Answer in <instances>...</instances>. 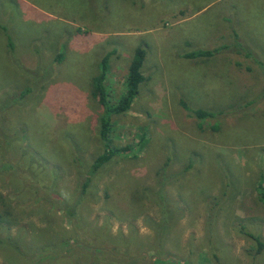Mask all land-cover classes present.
<instances>
[{
  "label": "rangeland",
  "instance_id": "obj_1",
  "mask_svg": "<svg viewBox=\"0 0 264 264\" xmlns=\"http://www.w3.org/2000/svg\"><path fill=\"white\" fill-rule=\"evenodd\" d=\"M235 42L257 61L234 52L184 57ZM138 47L145 80L110 135L135 153L97 176L82 219L107 251L111 241L131 244L153 263L264 264V0H0V208L15 221H0V231L34 250L63 249V257L46 250L58 256L52 264H90L86 249L68 245L75 235L58 207L35 201L31 189L54 185L73 198L101 152L103 112L92 92L99 63L110 54L114 103ZM182 102L222 114L189 117ZM33 157L40 175L25 186ZM160 171L176 211L163 236L160 207L145 194ZM31 260L0 248V264H38ZM91 263L119 264L109 255Z\"/></svg>",
  "mask_w": 264,
  "mask_h": 264
},
{
  "label": "trees",
  "instance_id": "obj_2",
  "mask_svg": "<svg viewBox=\"0 0 264 264\" xmlns=\"http://www.w3.org/2000/svg\"><path fill=\"white\" fill-rule=\"evenodd\" d=\"M234 37L237 38V35L234 34ZM12 47V44H9ZM250 51V50H249ZM241 49V44L238 42L232 43L228 46H221L220 48H216L213 50H201L198 52H192L185 54V59H197V58H204L208 59L214 56L217 52H234L237 56H244V58H252L251 51ZM255 56V54H253ZM109 56L107 54L102 57L99 63V70L97 75L92 80V92L93 95L102 109V114L97 117V135L99 139V143L101 145V152L98 154L93 160L89 168H87L86 175L80 178V182L78 183V189L74 192L73 198L65 199L63 198V194H57L52 190L54 185L51 186L50 193H42L36 189V187L32 186V199L38 202H45L48 205L56 206L61 211L63 218L70 224L69 232H72L75 237L68 243V245H74L72 247H80L81 249L85 250L89 256V260L93 262L97 258L109 257L118 262L119 264H160L159 260L156 259L154 263L152 261H148L147 258L144 256L139 255L138 253H134L130 251L131 244L129 245H118V241H111L113 244L112 248L108 251L106 250L107 246L104 243H99L101 233H96L94 228L90 226L86 221L82 219V215L80 212V207L86 202L95 199L94 192L92 191V184L96 181L97 176L104 170L106 166H108L114 158L117 157H126V156H133L132 154L135 153L133 149H129L128 147H116L111 139V125H112V118L114 116H120L127 113L132 106L136 96L139 92L140 84L144 82L145 78L142 74V66L144 63V59L146 56L145 49L143 47H138L135 52L134 56L128 66L127 74L125 77L124 82V91L116 100V102H112L109 94V90L106 86L107 76L109 74ZM256 57V56H255ZM242 58V57H241ZM57 62L62 60V56L60 54L57 55L56 59ZM257 61L256 59H254ZM254 64V63H253ZM256 65V64H255ZM237 66H241V64L237 63ZM251 72L252 69L247 70ZM251 103H253L251 101ZM250 103V104H251ZM182 107L186 110L189 117H194L198 119L213 117L216 114H222L221 112H213L207 109H191L183 102L181 103ZM146 143V135L142 134L138 143H137V151L141 150ZM131 154V155H130ZM135 156V155H134ZM38 163L37 159L34 157L31 158L29 168L22 174L23 182H25V186H28L27 182L38 181L40 172H36V169H31L32 164ZM41 165H38V167ZM5 167V166H4ZM3 168V167H2ZM160 171L158 173V184L156 190L146 189V195H149L153 198L158 206L160 207V211L162 213V220H160L158 229H160L161 236L165 233L168 227L172 224V220L176 215V211L171 206L170 202L167 200L166 196V186L167 180L163 179L165 176L164 173ZM160 175L162 179L160 178ZM83 178V179H82ZM172 179V178H169ZM258 191V200L264 206V187L260 183L257 187ZM10 219V220H9ZM0 221L6 224L15 223L13 220L12 212L9 213L8 210L0 208ZM258 244L259 250L262 248V244L255 238ZM123 244V243H122ZM68 247V246H67ZM0 248H5L13 253L14 256H28L31 257V261L35 259L38 261V264H52L53 260H56L58 256H53L51 253L47 252L46 250H51L52 252L59 253L61 257L65 256L66 254L61 253L63 249H59L55 246H50V244L42 247L41 250H34L31 249L32 247H26L24 239L19 235L17 237H12L9 235H5L0 231ZM37 257L35 258V255ZM107 253V254H106ZM35 258V259H34ZM39 258V259H38ZM89 261V262H90ZM90 262V264H92Z\"/></svg>",
  "mask_w": 264,
  "mask_h": 264
}]
</instances>
